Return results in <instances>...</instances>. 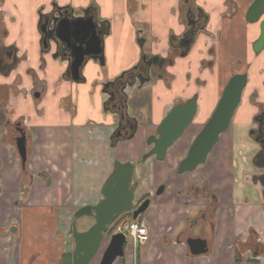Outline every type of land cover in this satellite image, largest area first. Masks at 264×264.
I'll return each instance as SVG.
<instances>
[{"label": "crops", "instance_id": "crops-1", "mask_svg": "<svg viewBox=\"0 0 264 264\" xmlns=\"http://www.w3.org/2000/svg\"><path fill=\"white\" fill-rule=\"evenodd\" d=\"M254 2L0 0V264H62L75 247L74 213L97 205L116 165L126 162L135 167L134 202L151 199L138 218L149 237L126 245L114 264H235L237 259L264 264V188L250 176L258 149L251 129L264 111V48L254 49L261 21L247 20ZM55 5L77 14L90 8L104 26V63L88 61L79 81L65 75L69 63L53 56L54 43L50 51L43 50L40 17ZM201 11L200 28L186 37L188 18ZM8 52L19 60L14 68H8ZM144 55L158 56L164 65L152 62L150 82L129 102L137 132L117 136L121 114L106 103L103 83L132 70ZM238 73L248 78L229 129L204 164L178 173ZM194 79L204 85L198 97L189 88ZM192 98L197 113L166 158L143 160L152 148L148 140L171 108ZM8 121L27 127L26 170L6 136ZM236 143L248 151H236ZM23 181H31L24 192ZM91 219L79 230L88 229L95 222ZM197 237L207 240L206 254L190 252L186 241Z\"/></svg>", "mask_w": 264, "mask_h": 264}, {"label": "water", "instance_id": "water-1", "mask_svg": "<svg viewBox=\"0 0 264 264\" xmlns=\"http://www.w3.org/2000/svg\"><path fill=\"white\" fill-rule=\"evenodd\" d=\"M54 6L48 13H42L40 27L42 30L43 50L50 51L55 44V58L69 63L66 75L75 81L81 79V71L90 60L104 63L103 41L104 26L95 15L91 14L90 8H86L77 14L75 9L67 10ZM264 0H255L247 14L250 22L261 21V35L254 44L258 53L264 48ZM195 23L186 33L190 37ZM144 39L139 40L143 47ZM156 61V60H155ZM154 61V62H155ZM154 64L147 61L146 56L133 67L132 70L122 73L119 77L103 83V93L107 95L106 103H112L117 107L116 113L121 114L118 123L119 130L121 121L125 115L129 116V102L139 98L145 83L151 79V68ZM247 73H238L232 76L227 83L221 98L201 131L188 149V153L181 160L177 172L182 174L194 171L199 165L204 164L219 142L222 133L231 125L233 114L241 102L242 92L247 84ZM137 90V91H136ZM126 107L124 112L121 106ZM127 111V112H126ZM197 113L196 98H192L184 105H177L169 112L165 120L158 127V136L149 139L152 148L143 156L146 158L155 156L157 160H164L168 150L185 133ZM133 136V135H132ZM17 148L22 157L23 164L27 160V146L25 134L16 140ZM135 167L131 162L116 165L111 176L103 187V199L95 206H85L74 214L76 222L83 216L94 219V223L84 231L77 228L76 223L72 226L74 250L68 253L62 264H91L104 247V241L109 233V226L122 214L131 212L133 219H138L149 207L151 199H145L138 207H135L134 190L132 179ZM257 176V175H254ZM257 178H259L257 176ZM258 181V179L253 178ZM164 187L161 186L157 193L161 194ZM109 242L101 254L98 264H114L118 257L125 253L127 237L119 232L108 236ZM193 255L206 254L209 251L206 239L197 237L186 241Z\"/></svg>", "mask_w": 264, "mask_h": 264}, {"label": "flooded vegetation", "instance_id": "flooded-vegetation-1", "mask_svg": "<svg viewBox=\"0 0 264 264\" xmlns=\"http://www.w3.org/2000/svg\"><path fill=\"white\" fill-rule=\"evenodd\" d=\"M193 18V17H192ZM189 19L188 18V23H190V24H194L195 23V28L193 29V32L197 29V27L198 28H200V24L202 23V20H204V18H205V14H203L202 13V11H201V13H199L198 15H197V18H193V19ZM196 22H195V21ZM253 23V22H252ZM256 52V51H255ZM257 53V52H256ZM259 53V52H258ZM8 55L10 56V61H9V66H8V68L11 66L12 68H14L17 64H18V62H19V60H18V58H17V56L16 55H13L11 52H8ZM148 58V57H147ZM156 60V61H155ZM148 61H151V62H154L155 63V65H156V67H158V66H160V65H164V63H163V60L161 59V58H158V56L157 57H151L150 59L148 58ZM0 64H3V61H1L0 60ZM0 67H1V65H0ZM2 72L0 71V74H1ZM66 75V74H65ZM151 80V79H150ZM150 80L148 81L147 79H143V82L145 83V85L143 86V87H145L149 82H150ZM143 89V88H142ZM137 91V90H136ZM35 95V94H34ZM191 100V99H190ZM190 100H187V101H185V102H180V103H178V104H175L173 107H175V106H177V105H184V104H186L188 101H190ZM121 107H124L125 109H126V107H125V105L124 106H121ZM173 107L171 108V110L173 109ZM170 110V111H171ZM169 111V112H170ZM169 114V113H168ZM167 114V115H168ZM167 115H166V117H167ZM165 117V118H166ZM165 118L163 119V121L165 120ZM0 119H2V117H0ZM6 120V119H5ZM162 121V122H163ZM161 122V123H162ZM121 123H122V127H121V129L117 132V136H120V135H122V134H125V135H127V137L128 136H131L132 137V135L134 136L135 135V133L137 132V130H138V124H137V120L136 119H134L133 117H130V116H128V115H125V119L124 120H122L121 121ZM161 125V124H160ZM159 125V126H160ZM5 129H7L6 130V133H7V137L8 138H10V140L11 141H13V143L15 144V147H16V149H17V151H18V153H19V150H18V148H17V144H16V140H17V138H19V137H21V135L22 134H25V137H26V146H27V127L24 125V124H22V122L21 121H15V122H10V121H8V124L7 125H5ZM157 134H158V131H157ZM157 134H155V135H153L152 137H157L158 135ZM251 134H252V136H253V138L256 140V142H257V144H258V149L256 150V152H255V154H254V157H253V167H254V169H255V172H253L252 173V175H250L252 178H256V179H258V181H256L257 183H261V185H263V188H264V111H261L260 113H258L257 115H256V117H255V126L253 127V129H251ZM152 137H150V139L152 138ZM148 144H150L149 143V140H148ZM150 145H152V144H150ZM28 147V146H27ZM28 150V149H27ZM149 152V151H148ZM147 152V153H148ZM146 154V153H145ZM19 156H20V158H21V160H22V157H21V155H20V153H19ZM27 157H28V151H27ZM155 157V156H154ZM150 158V157H149ZM149 158H146V160L147 159H149ZM26 162H27V160H26ZM26 162H25V164H26ZM22 163H23V161H22ZM25 164H23V166H25ZM1 160H0V167H1ZM254 175H257L259 178H257V176H254ZM0 194H1V184H0ZM263 196V201H264V194L262 195ZM148 197H145V198H143V199H141L140 201H138V202H136V205H135V207H138L145 199H147ZM149 199V198H148ZM83 208V207H82ZM78 211V210H77ZM76 211V212H77ZM75 212V213H76ZM74 213V214H75ZM130 213V212H129ZM119 218V217H118ZM117 218V219H118ZM73 219H74V216H73ZM116 219V220H117ZM115 220V221H116ZM0 221H1V216H0ZM114 221V222H115ZM75 222V221H74ZM77 222V221H76ZM75 222V223H76ZM126 246V245H125ZM125 254V253H124ZM122 257V256H121ZM119 258V257H118ZM100 260H101V258L99 259V262H100ZM116 261V260H115ZM98 262V263H99ZM97 263V264H98Z\"/></svg>", "mask_w": 264, "mask_h": 264}, {"label": "built area", "instance_id": "built-area-1", "mask_svg": "<svg viewBox=\"0 0 264 264\" xmlns=\"http://www.w3.org/2000/svg\"><path fill=\"white\" fill-rule=\"evenodd\" d=\"M119 232L125 233L126 237L131 235L135 241V245H139L142 240H146L149 237L147 226L139 219L122 222L113 233Z\"/></svg>", "mask_w": 264, "mask_h": 264}, {"label": "rangeland", "instance_id": "rangeland-1", "mask_svg": "<svg viewBox=\"0 0 264 264\" xmlns=\"http://www.w3.org/2000/svg\"><path fill=\"white\" fill-rule=\"evenodd\" d=\"M240 68H242V67H240ZM203 84H201V81L200 80H198V79H194V80H192V82H191V84H190V86H189V88H190V91L192 92V93H194V95H196L197 97L199 96V92H200V90H202V88H203ZM210 118V117H209ZM207 122V121H206ZM206 124V123H205ZM204 124V125H205ZM203 125V126H204ZM187 133H189V132H187ZM187 133H186V135H187ZM243 134H245L244 133V131L242 132V133H240V136H243ZM190 135H192V134H190ZM188 136V135H187ZM190 139V138H189ZM188 139V140H189ZM178 141V140H177ZM239 150H242V151H244V152H247L248 151V149L244 146V145H242L241 143L240 144H238V143H236V151H239ZM146 153V152H145ZM144 153V154H145ZM2 153H1V151H0V155H1ZM143 154V155H144ZM93 220L89 217V216H83V217H81V218H79L78 220H77V222H76V225H77V228L79 229L80 228V226H81V224H83V223H85V222H87V224H91V222H92ZM108 235H110V233H108ZM106 239H108L109 240V238H106ZM109 242V241H108ZM126 245H132V246H134L135 245V241H134V239H133V237L131 236V235H128L127 236V243H126ZM136 246V245H135ZM104 247H103V249L101 250V252H100V254L99 255H101L102 254V252L104 251Z\"/></svg>", "mask_w": 264, "mask_h": 264}, {"label": "trees", "instance_id": "trees-1", "mask_svg": "<svg viewBox=\"0 0 264 264\" xmlns=\"http://www.w3.org/2000/svg\"><path fill=\"white\" fill-rule=\"evenodd\" d=\"M27 163H28V161L26 162V164H25V166H24V169L26 170V168H27ZM39 176H44V175H42V174H40ZM33 177V175L30 177V178H32ZM46 179H47V177H46ZM32 181V180H31ZM30 181V182H31ZM30 182H27V181H23L22 182V184H21V186H22V188H23V192H24V188H26L29 184H30ZM49 183V182H48ZM130 220H133V217H132V213L130 212H127V213H124V214H122V215H120L119 216V218L115 221V222H113L111 225H110V229H109V233H110V235L111 234H113V232L115 231V229L117 228V226L119 225V224H121L122 222H126V221H130ZM140 220V219H139ZM107 236H110V235H108V233L106 234ZM254 235H255V233H254ZM255 237H257V235L255 236ZM240 239V238H239ZM239 245H240V241H239ZM235 264H245L244 263V261L242 260V259H237L236 261H235ZM248 264H257V261H255V260H252V261H249L248 262Z\"/></svg>", "mask_w": 264, "mask_h": 264}]
</instances>
